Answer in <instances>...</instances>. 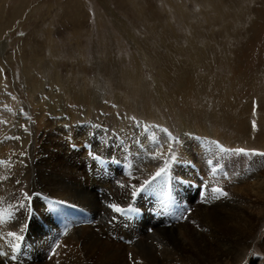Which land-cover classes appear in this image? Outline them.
Here are the masks:
<instances>
[{"label": "rangeland", "instance_id": "374dc122", "mask_svg": "<svg viewBox=\"0 0 264 264\" xmlns=\"http://www.w3.org/2000/svg\"><path fill=\"white\" fill-rule=\"evenodd\" d=\"M95 120L108 131L115 126L126 131L134 121L146 123V128L163 126L180 141L173 144L179 160L195 152L190 144L198 134L223 141L228 149L264 152V0H0V161L10 162L0 163V207L8 205L12 214L0 224V251L6 252L12 238L8 232L22 230L29 206L43 210L27 189L28 159H45V164L52 160L65 177V169L79 174L76 161L64 159L66 143L86 139L106 148L107 141H115L103 128L86 124ZM93 130L98 131L95 137ZM138 137L134 134L135 150L128 153L138 171L130 180L123 176L111 184L109 193H96L95 214L107 207L105 201L125 203L132 185L146 179L155 165H164V158L154 157L160 152L168 157L170 139L154 149L152 138ZM199 152L206 154L204 149ZM228 152L237 156L240 170L227 196L212 204L197 203L184 218L196 216L202 223L196 231L205 250L217 251L219 238L226 246L240 247L245 257L256 253L260 258L258 246L242 247L235 240L253 216L259 228L255 238L264 244V194H258L264 184V156ZM143 158L150 159L140 164ZM249 163V172H240ZM50 175L43 167L35 168L41 201V194L64 196L62 190L52 195L48 184L59 177ZM32 221L38 224L35 215ZM181 221L167 227L177 231ZM167 227L140 228L126 243L104 237L102 223L95 230L103 241L120 246L127 261L140 244L146 245L142 248L147 256L162 260L164 253L157 247L163 243L155 237ZM76 230L70 235L78 238L82 233ZM54 253L48 259L39 256L35 264H57L54 260L62 253L57 256V248ZM245 257L235 264H247ZM81 259L71 252L64 263L80 264Z\"/></svg>", "mask_w": 264, "mask_h": 264}, {"label": "bare ground", "instance_id": "6f19581e", "mask_svg": "<svg viewBox=\"0 0 264 264\" xmlns=\"http://www.w3.org/2000/svg\"><path fill=\"white\" fill-rule=\"evenodd\" d=\"M204 110L200 108L199 112H207ZM201 114L203 115L206 113H201ZM93 131H95V130H93ZM97 132L98 131H96V133L93 134V137H95L97 135ZM69 144L70 143H68V144L66 143L64 146V152H63L64 154L62 153L63 155H65V157L63 156L64 159H67L68 161L73 159V162L76 161L78 168H82V166L77 163L78 159L80 158V154L77 153L73 149V147H71V145H69ZM149 159L150 158H143L139 162H140V164H142L144 160H149ZM44 166H46L47 168ZM37 167L38 168L43 167L47 174L49 172L52 176L59 177V181L57 180V182H52V183L48 184V186H50L51 190H53L52 195L56 196V194L58 192H60V190H62V191H64V196L62 198L59 197L60 200H65V201L70 202V203L83 205V206L87 207L88 209H91L93 211V213H95L94 212V210L96 209L95 204L97 202L96 198L99 194L97 195L96 194L97 191L94 189V186L97 185L98 182L95 179H93L94 178L93 176L92 177L87 176L85 178V180H82L81 176H80L81 175L80 172H79V174L74 173V172L70 173V172H67V170L65 169L66 173L68 174L65 177L61 173H59L60 172L59 164H57L55 166V164L53 163L52 160H50L47 164H45V159L44 160L38 159L37 163L36 162L33 163V159L31 157L30 159H28V168L30 170L31 177L29 179L27 189L30 190V196L32 197V199H33L32 201L35 202L36 205L41 206L40 205L41 202L43 203V201H41L42 199H40L39 196L36 195V193L40 192V190H41L40 186H39L40 182H38V180L36 179V176H34V171H35V168H37ZM135 167H137V168H135V170H133V173L131 172V174H133L134 176L139 169L137 164L135 165ZM76 170H77V168H76ZM76 172H78V171H76ZM121 179L123 180V178H121ZM128 180H130V179H128ZM261 188H262L261 192H260V190L258 191V194L260 196L264 194V184L261 185ZM69 190H71L72 193ZM115 192L117 193V191H115ZM116 193H115V195H118ZM127 193H128V190H126V194ZM124 194H125V192H124ZM111 196L112 195L110 194V197ZM123 197H125V196H123ZM111 202H117V201H111ZM240 212H243V211H240ZM96 213H97V211H96ZM218 217H219V215H218ZM245 217H247V216L245 215ZM252 217L250 216V221L247 222V223H249V228H247V231H245V232L243 231L241 234L238 235L237 239L236 240L234 239V240L241 245L243 244L242 247H244L246 245V243H247V246H249V244L251 246L254 245L255 247L258 246L259 251H257V252L262 254V257L260 256V258L257 257L256 253H251L250 256L247 257V255H246V257H245V254L242 252L240 247H237V245L236 246L231 245V247L229 245L226 246V245H224V243H220L221 240H219V238H215L218 245H220V247L217 251L216 250L215 251L214 250L213 251L205 250V249H207V245L205 244L203 237L200 235V232L196 231L197 230L196 227L199 225L201 226L202 223H200V221H198L196 216H192V217L184 218L180 224L178 223L180 226H178V229H176L177 231H175L174 228H172V230H171L166 225H163V226L167 227V228H162L165 231L161 230V233L158 232L162 237L161 236L155 237V240H162L161 243H163V244H160L157 247V248H159L160 251H163V253H164V258L161 257L162 260L161 259L158 260L155 257L153 258V257L147 256L145 254L146 252L144 253L143 248H142L145 244L143 246L140 244L139 246H136L134 251H132L133 253L131 254V256L129 257V259L127 261L125 258H123L124 257L123 249L120 246L116 247L111 243H107V241H103L101 239V236L99 235L100 233H98L93 228L91 229L90 228L91 226L78 225V226H76L77 230L80 229V232L82 233V235L79 236L78 238H76V237H74V235L72 233L73 236H71L70 231L73 228L71 230H69L67 233H65L60 239V244H58V246H57V254H56L57 256H60V254L62 253L63 257L60 256V257L56 258L54 260V262L57 264H63L65 261H67L66 256L68 257L71 254V252H74V253H78L79 255H81L82 259H81V261H79L80 264H119L120 262H123V261L129 262L131 264H133V261L135 264L137 261H142V264H163V263H165V264H230V263L235 264V262L238 263L239 261L243 260L244 257L247 258V264H264V244L260 243V242L258 243L256 238H255L256 233H257L256 231L257 230L259 231V228L257 227V225L255 223V220H257V218L255 219ZM245 224H246V222H245ZM102 225H106V224L102 223ZM33 226H35V225H34V222L32 221L30 224V228L33 229ZM158 226L159 225H154V228L157 229ZM169 229L171 230L170 233L166 232ZM200 229L201 228H199V230ZM152 230H154V229H152ZM225 230H227V229H225ZM260 231L262 233L264 232L263 229H261ZM231 232H234V230H232ZM263 234H262V236H263ZM248 235H250V237H248ZM99 241H101V242L99 243ZM243 242H245V243H243ZM238 249H240V251H238ZM145 250H146V248H145ZM87 255H90V256H87ZM148 255H149V253H148ZM25 264H35V262L29 261ZM37 264H39V263H37Z\"/></svg>", "mask_w": 264, "mask_h": 264}, {"label": "snow or ice", "instance_id": "6c2138e0", "mask_svg": "<svg viewBox=\"0 0 264 264\" xmlns=\"http://www.w3.org/2000/svg\"><path fill=\"white\" fill-rule=\"evenodd\" d=\"M253 127L255 128V121H253ZM163 131L165 133H167V135H168V137L170 139V143H169V147H168V157L165 158L163 152L157 153L156 157H154V158H164L165 162H164V166L161 167L155 173V175L152 177V180H156L157 178L162 177V176H167L169 174V172H170L172 164L177 162V157H176V153H175V151L173 149V144L178 145L180 143V141L176 137L172 136V134L170 132H168L167 129H163ZM13 139H19V137H13ZM221 151H224V152L231 151V152H235V153H242L244 155L264 156V152H259V153L248 152L247 150L242 149V148H238V149H224V148L221 147ZM95 158L96 159H100L99 157H95ZM0 163L5 164L6 166H10V162L0 161ZM209 163H211V161H209ZM215 171H216V169H213V172H215ZM151 183H152V181L146 180V181H144L143 185L140 188H137L136 185H132L131 186L132 189H133L132 196H136L139 192L144 191L148 187V185L151 184ZM120 187L123 188V187H125V185L120 184ZM213 192L219 193L220 196H227V193L224 192L221 188H214ZM24 196L29 201L31 200V198L28 197L27 193H25ZM216 198H219V196H217ZM20 207H24V205L21 204ZM107 207L110 208L114 213H118V214H120L122 216L127 215V214L135 211V209H133L131 207V205H129L128 207L125 208V207H121L120 205L115 204V203H109L107 205ZM11 218H12V214L10 212H8L7 210H0V224L7 223L8 220L11 219ZM113 219H115V217H113ZM7 236L8 237H12L15 241H21L23 239V236L18 235L15 232H8ZM10 247L13 249L14 252H18L19 249H20L19 243H12L10 245ZM8 255H9L8 252L0 251V257H7ZM11 259L15 260L16 256L13 255L11 257ZM136 264H142V261H137Z\"/></svg>", "mask_w": 264, "mask_h": 264}]
</instances>
